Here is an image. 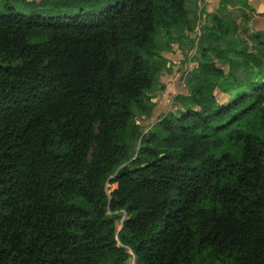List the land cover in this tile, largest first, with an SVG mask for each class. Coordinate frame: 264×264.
Listing matches in <instances>:
<instances>
[{
	"label": "trees",
	"instance_id": "16d2710c",
	"mask_svg": "<svg viewBox=\"0 0 264 264\" xmlns=\"http://www.w3.org/2000/svg\"><path fill=\"white\" fill-rule=\"evenodd\" d=\"M177 26L185 0H0V264H264V41L207 16L213 61L144 133Z\"/></svg>",
	"mask_w": 264,
	"mask_h": 264
},
{
	"label": "rangeland",
	"instance_id": "374dc122",
	"mask_svg": "<svg viewBox=\"0 0 264 264\" xmlns=\"http://www.w3.org/2000/svg\"><path fill=\"white\" fill-rule=\"evenodd\" d=\"M237 1L239 4L242 2V0ZM189 4L192 3L190 2ZM193 4L195 5L194 8L196 10L203 8V5L201 4L199 6H197L195 2ZM214 5V2L213 5H210L213 10ZM242 13L243 14L238 17L239 15L236 14L235 11L234 17H238L236 20L237 25H233V23H231L232 20L230 21L233 15H230L231 17L229 19L227 12L218 14L224 21L227 19V22H225L228 27L237 29V32L235 34H231L228 39L234 40L241 45H245L248 50L252 52H259L258 47L260 45V40L257 37L259 32L261 34L264 33V19H261L262 15L257 14L252 8H249L247 9V12ZM250 13H253L254 15V18H251L253 20V22H251V28L249 26V22L247 23L246 21ZM203 16L204 15L201 14L197 26H195V21L194 27H191L190 29L183 30L181 28L174 33L171 32L172 34L170 35L165 36L161 33L157 37V54L165 57H160L161 61L159 65L161 68L160 74L157 77V85L153 88V91L149 93L152 95L150 97L151 102L153 105L157 106V108L153 109L154 111L149 118H146L144 115H139L137 112L135 118L136 121L145 129L144 133H146L155 122L166 116L168 113L180 111V103H185L188 100L190 89L189 82L186 80L187 78H184L187 69L189 67L192 69L194 67L196 68L202 62L213 61L214 58L211 53L206 51L203 54V51L210 47L209 42L205 40L206 38L203 27L206 23V18ZM198 33H200L201 38L197 44L196 55L190 58V55L196 49L194 47L195 35ZM246 74L247 71L245 70V66L243 64H239L233 71L234 80L236 78L238 82H241L245 78ZM166 75H168V78H166ZM126 166L130 168V164H127ZM115 188L116 185L109 183L106 185V191L108 194H110ZM120 224L121 223L118 224V229L120 228ZM128 264H134V260L131 259Z\"/></svg>",
	"mask_w": 264,
	"mask_h": 264
},
{
	"label": "crops",
	"instance_id": "0c3cea01",
	"mask_svg": "<svg viewBox=\"0 0 264 264\" xmlns=\"http://www.w3.org/2000/svg\"><path fill=\"white\" fill-rule=\"evenodd\" d=\"M220 1L221 0H202V1L201 0H185V6H186V10L188 12V17H189V27L187 29H190L191 27H194L195 21H196V25L195 26H197L201 14L204 15L203 16L204 18H206L207 16H209V15H211L213 13L222 14V13H226L227 12L229 19L231 17L230 15H233V17H231V19H230V21L232 20L231 23H233V25H237L236 20H237L238 17H240L243 14L242 12H247V9L252 8V9L255 10V12L257 14L262 15L261 19H264V0H242V2L240 4L238 3L237 0H228V3L226 5H220ZM190 2L192 4H189ZM194 2L196 3L197 6H199L200 4L203 5V8L202 9L200 8L199 10H196L194 8L195 7V5L193 4ZM213 2L215 3L214 10L210 7V5H213ZM201 10H202V13H201ZM235 11H236V14L239 15L238 17H234L235 16L234 15ZM251 18H254L253 13H250L249 16L246 19L247 23L249 22L250 28H251V22H253V20ZM225 21L227 22V19ZM181 28L182 27L177 26L174 29H172L169 33L158 32L157 37L161 33H163L165 36L170 35V34L176 32V31L180 30ZM187 29H183V30H187ZM258 34L260 35V38H262V40L264 41V38H263L264 37V33L261 34L259 32ZM156 46H157V39H156ZM158 56L159 57H164L162 55H158ZM161 78H163V77H161ZM166 78H168V75H166ZM147 96H148V98L150 99V102H151V98L150 97L152 95L148 94ZM156 108H157V106L154 105V109H156Z\"/></svg>",
	"mask_w": 264,
	"mask_h": 264
},
{
	"label": "built area",
	"instance_id": "2783aa9c",
	"mask_svg": "<svg viewBox=\"0 0 264 264\" xmlns=\"http://www.w3.org/2000/svg\"><path fill=\"white\" fill-rule=\"evenodd\" d=\"M200 38H201L200 33H198L197 35H195V44H194V47H195L196 49H195V51L190 55V58H192V56H195V55H196L197 44H198V42L200 41ZM194 68H195V67H194ZM194 68L192 69V68L189 67V68L187 69V67H186L187 71H186V74H185V76H184L185 79H186V78L189 76V74L194 70Z\"/></svg>",
	"mask_w": 264,
	"mask_h": 264
}]
</instances>
